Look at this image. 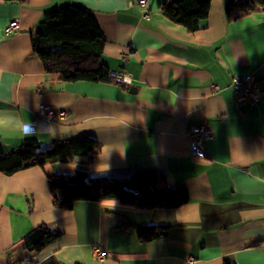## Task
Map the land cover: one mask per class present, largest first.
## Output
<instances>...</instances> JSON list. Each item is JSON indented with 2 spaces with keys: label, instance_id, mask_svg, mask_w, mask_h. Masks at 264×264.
Here are the masks:
<instances>
[{
  "label": "crops",
  "instance_id": "1",
  "mask_svg": "<svg viewBox=\"0 0 264 264\" xmlns=\"http://www.w3.org/2000/svg\"><path fill=\"white\" fill-rule=\"evenodd\" d=\"M165 1L0 0V116L29 121L41 148L84 136L100 144L90 158L0 172V264H264V10L229 21V0H211L206 27L189 31L163 14ZM68 4L96 17L106 37L101 61L124 81L68 82L46 71L33 37ZM14 18L18 28L5 33ZM246 73L262 89L256 105L239 101L231 84ZM44 105L67 115L44 120ZM194 124L212 133L204 156L190 149ZM30 137L0 132V151ZM76 169L114 180L161 170L189 200L172 208L116 199L59 207L50 177ZM149 224L166 226V235L139 239L138 227ZM43 227L59 237L29 249ZM96 245L107 249L104 260Z\"/></svg>",
  "mask_w": 264,
  "mask_h": 264
},
{
  "label": "trees",
  "instance_id": "2",
  "mask_svg": "<svg viewBox=\"0 0 264 264\" xmlns=\"http://www.w3.org/2000/svg\"><path fill=\"white\" fill-rule=\"evenodd\" d=\"M211 0H166L160 5L163 14L189 31L206 27ZM264 10V0H229L226 14L229 21L244 13ZM106 37L96 17L86 7L74 4L61 6L38 26L33 37L34 51L43 61L47 72L62 81L116 82L111 69L101 61ZM99 142L89 136L55 140L41 148L35 138H26L12 151H0V172L13 174L32 166L47 163L75 162L85 153L89 158L98 153ZM51 178L50 189L59 207L71 209L78 200L103 201L116 199L122 204L141 207H178L189 200L188 191L171 186L161 170L149 169L133 173L128 180L89 177L87 171L57 173ZM139 239L148 241L166 235L163 225H141ZM43 227L29 249L40 251L59 237ZM224 264H236L226 260Z\"/></svg>",
  "mask_w": 264,
  "mask_h": 264
},
{
  "label": "built area",
  "instance_id": "3",
  "mask_svg": "<svg viewBox=\"0 0 264 264\" xmlns=\"http://www.w3.org/2000/svg\"><path fill=\"white\" fill-rule=\"evenodd\" d=\"M138 4L141 6L147 5V0H138ZM149 12L144 13V17H148ZM19 26V19L14 18L10 20L9 24L5 27V33L9 34L16 30ZM112 77H114L117 81H124L126 79L125 75L117 72H111ZM231 84L235 90L236 97L239 101H247L251 105H256L261 96L262 89L259 81L256 77L251 73H246L243 75H234L231 81ZM211 88L215 91L220 90V86L218 84H211ZM43 116L44 120H51L54 118L63 119L66 117L67 112L63 109H57L50 105L43 106ZM187 137L190 139V149L193 153L204 156L205 149L203 146L204 139L210 137L212 135L209 127L205 125H197L194 124L190 126V128L186 132ZM94 255L98 260H104L108 256V251L106 248L101 245H96L93 248ZM190 260L193 258L190 257ZM14 264H30L29 262H16Z\"/></svg>",
  "mask_w": 264,
  "mask_h": 264
},
{
  "label": "clouds",
  "instance_id": "4",
  "mask_svg": "<svg viewBox=\"0 0 264 264\" xmlns=\"http://www.w3.org/2000/svg\"><path fill=\"white\" fill-rule=\"evenodd\" d=\"M11 130L20 137H30L37 134V129L29 122L11 116H0V132Z\"/></svg>",
  "mask_w": 264,
  "mask_h": 264
},
{
  "label": "snow or ice",
  "instance_id": "5",
  "mask_svg": "<svg viewBox=\"0 0 264 264\" xmlns=\"http://www.w3.org/2000/svg\"><path fill=\"white\" fill-rule=\"evenodd\" d=\"M110 203V202H109Z\"/></svg>",
  "mask_w": 264,
  "mask_h": 264
}]
</instances>
